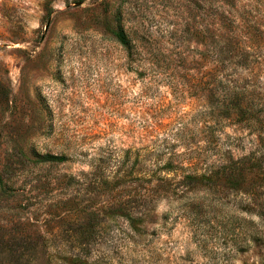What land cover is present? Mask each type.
<instances>
[{"label":"rangeland","instance_id":"374dc122","mask_svg":"<svg viewBox=\"0 0 264 264\" xmlns=\"http://www.w3.org/2000/svg\"><path fill=\"white\" fill-rule=\"evenodd\" d=\"M233 4L262 81L264 0ZM219 11L0 0V264H264V131L216 123L215 80L234 70ZM223 154L257 164L248 192L180 184Z\"/></svg>","mask_w":264,"mask_h":264},{"label":"trees","instance_id":"16d2710c","mask_svg":"<svg viewBox=\"0 0 264 264\" xmlns=\"http://www.w3.org/2000/svg\"><path fill=\"white\" fill-rule=\"evenodd\" d=\"M220 11L218 36L219 52L222 54L219 58V68L234 69L232 73L220 75L215 81V89L219 99L217 100L216 123L218 126L226 124L240 123L242 125L253 127V129L264 131V78L257 72H252L255 62L250 59L248 45L242 40H238L236 34L240 31L244 35V28L240 22L236 21L235 16L230 13L228 8L232 7L233 0H219ZM117 39L129 49V41L125 32H116ZM257 64H263L257 62ZM248 70L246 75L241 71ZM232 71V70H231ZM260 78V80H259ZM259 84H262L260 86ZM62 156L51 154L40 155L37 161H57L64 160ZM253 158L243 156L233 158L231 155L223 154L219 164L215 168H205L203 172H189L184 174L180 184L191 188L197 185H209L212 181H222L223 184L233 189H239L248 192V188L253 186L256 179L262 174L251 175L252 180L248 186H244L247 177L257 164L250 162ZM190 164V162H189ZM217 178L218 180H214ZM0 185L4 182L0 178Z\"/></svg>","mask_w":264,"mask_h":264}]
</instances>
